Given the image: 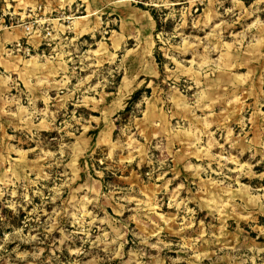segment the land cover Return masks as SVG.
<instances>
[{
    "label": "rangeland",
    "instance_id": "374dc122",
    "mask_svg": "<svg viewBox=\"0 0 264 264\" xmlns=\"http://www.w3.org/2000/svg\"><path fill=\"white\" fill-rule=\"evenodd\" d=\"M0 264H264V0H0Z\"/></svg>",
    "mask_w": 264,
    "mask_h": 264
},
{
    "label": "trees",
    "instance_id": "16d2710c",
    "mask_svg": "<svg viewBox=\"0 0 264 264\" xmlns=\"http://www.w3.org/2000/svg\"><path fill=\"white\" fill-rule=\"evenodd\" d=\"M141 8H143V7H141ZM149 11H150L149 13H150L152 19L154 20V22H155V24H156V30L159 31L160 23H159V21H158L156 15H155L153 9H149ZM139 92H140V91H135V92L132 94L131 99H130V100H131L130 102H133V101H135V100L137 99V97H138V95H139Z\"/></svg>",
    "mask_w": 264,
    "mask_h": 264
}]
</instances>
